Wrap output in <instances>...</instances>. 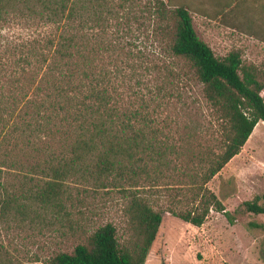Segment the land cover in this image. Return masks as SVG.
Listing matches in <instances>:
<instances>
[{
	"label": "trees",
	"instance_id": "trees-1",
	"mask_svg": "<svg viewBox=\"0 0 264 264\" xmlns=\"http://www.w3.org/2000/svg\"><path fill=\"white\" fill-rule=\"evenodd\" d=\"M134 2L0 0L1 26L35 27L23 36L0 33V177L14 171L20 178L16 186L0 181V222L36 210L63 211L70 181L91 178L102 185L114 176L112 181L134 188L126 189L124 243L105 224L71 253H57L46 264H144L163 212L193 227L201 226L209 211L231 222L206 184L238 154L257 123L264 125V64L243 63L238 51L216 58L197 38L186 7L152 0L147 8L153 33L170 58L185 62L221 126L220 152L200 160L206 163L200 175L184 176L189 207L154 210L139 195L144 186L135 188L140 180L153 188L149 181L168 163L166 146L146 133L145 117L120 109L116 100L117 84L129 79L127 69L131 76L137 69L150 72L133 62L148 54L135 52L125 39L129 23L136 22ZM259 200L264 202V192L243 202V209L264 214Z\"/></svg>",
	"mask_w": 264,
	"mask_h": 264
},
{
	"label": "rangeland",
	"instance_id": "rangeland-1",
	"mask_svg": "<svg viewBox=\"0 0 264 264\" xmlns=\"http://www.w3.org/2000/svg\"><path fill=\"white\" fill-rule=\"evenodd\" d=\"M151 2L135 0L131 16L136 22L129 23L130 33L125 37L136 47L135 52L148 54L141 60L134 58V65L148 67L150 72L137 69L131 76L127 69L124 74L129 79L117 84L116 100L120 109L136 110L145 117L146 133L167 149L163 155L167 166L158 168L160 172L153 176V183L149 181L153 188L147 190L148 184L140 180L135 189L144 186L139 195L154 210H183L190 205L183 200L188 197L184 176L200 175L206 167L204 162L220 152L221 126L202 98L201 84L192 78L185 62L170 58L153 33L155 24L147 8ZM168 4L187 8L197 38L216 58L238 51L243 63L258 68L264 64V46L251 37L264 41V0H168ZM34 28L2 25L0 33L23 36ZM15 176L14 171L4 172L0 181L16 186L20 178ZM111 178L114 176L102 185L91 178L68 182V199L58 213L36 210V215H10L0 222V263L46 264L57 253H71L86 236L105 224L112 225L116 240L124 243L126 189L134 188ZM206 188L221 202L231 222L223 214L209 211L202 225L193 227L163 212L144 264H264V214L247 213L242 206L264 192L261 122ZM258 204L264 202L259 200Z\"/></svg>",
	"mask_w": 264,
	"mask_h": 264
},
{
	"label": "crops",
	"instance_id": "crops-1",
	"mask_svg": "<svg viewBox=\"0 0 264 264\" xmlns=\"http://www.w3.org/2000/svg\"><path fill=\"white\" fill-rule=\"evenodd\" d=\"M263 28H264V26H263ZM251 37H252L254 42L260 43V44H262L264 46V41L261 42V40L255 38L254 36H251Z\"/></svg>",
	"mask_w": 264,
	"mask_h": 264
}]
</instances>
